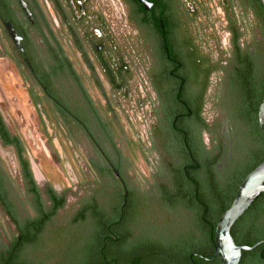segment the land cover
Segmentation results:
<instances>
[{
    "label": "flooded vegetation",
    "instance_id": "af4514ba",
    "mask_svg": "<svg viewBox=\"0 0 264 264\" xmlns=\"http://www.w3.org/2000/svg\"><path fill=\"white\" fill-rule=\"evenodd\" d=\"M246 5L247 0H0V56L36 111L66 138L80 135L93 149L85 150L84 159L92 190L82 194H140L156 203L160 194H215L222 205L252 140L247 132L225 136L227 104L241 93L240 59L256 54L264 42ZM213 107L224 123L220 115L205 118ZM0 127L1 142L17 150L38 190L21 142L1 115ZM127 128L140 151L136 165L122 149L123 143L129 146ZM119 133L122 144L115 140ZM30 192L35 210L39 194L48 211L42 194ZM44 197L49 200L47 192ZM14 242L0 247V263Z\"/></svg>",
    "mask_w": 264,
    "mask_h": 264
},
{
    "label": "trees",
    "instance_id": "16d2710c",
    "mask_svg": "<svg viewBox=\"0 0 264 264\" xmlns=\"http://www.w3.org/2000/svg\"><path fill=\"white\" fill-rule=\"evenodd\" d=\"M246 9L253 11L264 33V8L260 2L247 0ZM258 47L256 54L246 52L240 59L236 83L241 93L228 104L231 117L245 126L252 140L241 163L243 169L229 178V195L222 205L215 194H160L158 203L153 199L144 201L140 194H91L80 201L69 219L53 224L64 199L47 188L52 205L45 211L40 195L34 194L38 198L33 218L19 220L1 203L16 235L0 264H220L217 256L212 258L217 219L243 177L264 159V136L257 125V107L264 94V42ZM1 131L3 135L0 127ZM29 182L30 191L37 193L32 180ZM230 234L237 245L261 242L242 251L239 264H264L263 192L234 222ZM48 240L49 245L44 242ZM34 254L36 259L32 258Z\"/></svg>",
    "mask_w": 264,
    "mask_h": 264
},
{
    "label": "rangeland",
    "instance_id": "374dc122",
    "mask_svg": "<svg viewBox=\"0 0 264 264\" xmlns=\"http://www.w3.org/2000/svg\"><path fill=\"white\" fill-rule=\"evenodd\" d=\"M0 47L3 49L1 43ZM215 55L216 52H214ZM213 91L216 92L215 87ZM211 103L208 102L206 105L210 106ZM215 107L211 108L214 113L205 112V118L210 121L215 118L212 119L209 115H220L216 118L224 123L222 115L215 114L217 113L214 111ZM227 108L229 130L224 129L225 136L228 132V138L229 136L242 137L247 132L245 126L236 123L230 115L228 104ZM0 115L9 132L21 142L23 148L21 156L28 163L34 183L42 194L45 207H51L49 200L44 197L47 187L53 188L56 194L64 195V203L54 215L53 224L65 221L66 217L69 219L78 208L80 201L91 195L82 194V192L92 190V181L88 180L84 159L87 157L85 150L87 149L89 154H92L93 149L80 135L72 139L66 138L61 129H56L50 124L44 113L40 114L36 111L27 97L24 86L13 75L10 64L1 56ZM126 130V140L129 146L123 143L120 133L115 140L120 144L123 143V152L129 154L133 164L136 165L135 163L141 159L140 151L135 146L136 139L128 128ZM3 150H5L6 158L2 154ZM20 161L22 164L19 163L17 150L13 146L4 145L0 140V193L3 198L0 202V247L6 246L16 235L15 226L3 211L1 203L5 211L14 212L19 220L33 218L37 215V210L29 200L31 192L28 190H31V184H29L26 164L22 159ZM34 173L39 179L36 180ZM36 197L38 198V195ZM40 203L43 207L41 197ZM44 242L47 245L50 244L49 240ZM42 250L44 249L40 251ZM34 252L38 251L34 250Z\"/></svg>",
    "mask_w": 264,
    "mask_h": 264
},
{
    "label": "water",
    "instance_id": "95a60500",
    "mask_svg": "<svg viewBox=\"0 0 264 264\" xmlns=\"http://www.w3.org/2000/svg\"><path fill=\"white\" fill-rule=\"evenodd\" d=\"M258 1L264 8V0ZM257 123L261 134L264 136V94L257 107ZM261 192L264 193V159L244 176L235 191L230 205L217 219L214 228L212 258L217 256L220 264H239L242 251H249L261 243L256 242L252 246L237 245L230 234V229L234 222Z\"/></svg>",
    "mask_w": 264,
    "mask_h": 264
}]
</instances>
